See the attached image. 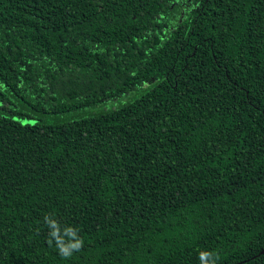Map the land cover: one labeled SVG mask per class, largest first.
Returning a JSON list of instances; mask_svg holds the SVG:
<instances>
[{
    "label": "trees",
    "instance_id": "trees-1",
    "mask_svg": "<svg viewBox=\"0 0 264 264\" xmlns=\"http://www.w3.org/2000/svg\"><path fill=\"white\" fill-rule=\"evenodd\" d=\"M184 10L0 0V264H264V0Z\"/></svg>",
    "mask_w": 264,
    "mask_h": 264
},
{
    "label": "clouds",
    "instance_id": "clouds-1",
    "mask_svg": "<svg viewBox=\"0 0 264 264\" xmlns=\"http://www.w3.org/2000/svg\"><path fill=\"white\" fill-rule=\"evenodd\" d=\"M44 223L49 228V243L55 244L59 254L65 259H70L74 253L82 250L84 246L83 237L79 236L78 230L70 227H65L63 231L57 220L53 219L51 215L46 214ZM212 254L207 251L199 253V260L201 264H209V257ZM219 257L215 256L211 260V264H217Z\"/></svg>",
    "mask_w": 264,
    "mask_h": 264
},
{
    "label": "rangeland",
    "instance_id": "rangeland-1",
    "mask_svg": "<svg viewBox=\"0 0 264 264\" xmlns=\"http://www.w3.org/2000/svg\"><path fill=\"white\" fill-rule=\"evenodd\" d=\"M177 4L179 5V9L182 10V12H184L186 6L188 5V0H177ZM133 96V93L128 96V97H132ZM119 103L116 102V101H106V102H102L98 105H95V106H90V107H85V108H82V109H78V110H73V111H68L64 114H61L60 118H68V119H76V118H79L81 116H85V115H89L91 113H95L97 112L98 110H104V109H110V108H113L115 106H117V104ZM12 109H15V106L13 105L11 107ZM0 113H2L3 115H6V116H10V117H13L15 119H19L21 121H24V122H34V119L33 118H30V117H23L22 115L20 114H16L14 112H12L11 110H4L2 109V107H0Z\"/></svg>",
    "mask_w": 264,
    "mask_h": 264
}]
</instances>
